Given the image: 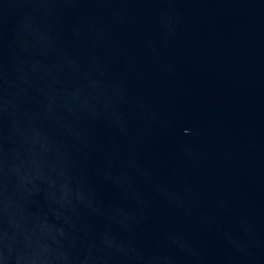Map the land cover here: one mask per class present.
<instances>
[{"label": "water", "instance_id": "95a60500", "mask_svg": "<svg viewBox=\"0 0 264 264\" xmlns=\"http://www.w3.org/2000/svg\"><path fill=\"white\" fill-rule=\"evenodd\" d=\"M0 264H264V0H0Z\"/></svg>", "mask_w": 264, "mask_h": 264}]
</instances>
